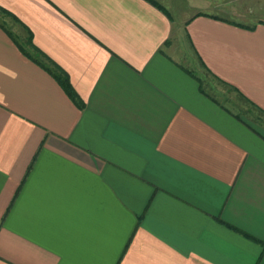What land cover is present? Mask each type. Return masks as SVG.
Listing matches in <instances>:
<instances>
[{
  "label": "crops",
  "instance_id": "1",
  "mask_svg": "<svg viewBox=\"0 0 264 264\" xmlns=\"http://www.w3.org/2000/svg\"><path fill=\"white\" fill-rule=\"evenodd\" d=\"M0 264H264V0H0Z\"/></svg>",
  "mask_w": 264,
  "mask_h": 264
},
{
  "label": "rangeland",
  "instance_id": "2",
  "mask_svg": "<svg viewBox=\"0 0 264 264\" xmlns=\"http://www.w3.org/2000/svg\"><path fill=\"white\" fill-rule=\"evenodd\" d=\"M204 88L210 95L215 97L219 102L229 106L230 108L235 106L239 107L238 102H236L238 101V99L234 97L231 89L226 88L216 82L213 81L211 82L208 80L204 84Z\"/></svg>",
  "mask_w": 264,
  "mask_h": 264
},
{
  "label": "trees",
  "instance_id": "3",
  "mask_svg": "<svg viewBox=\"0 0 264 264\" xmlns=\"http://www.w3.org/2000/svg\"><path fill=\"white\" fill-rule=\"evenodd\" d=\"M26 45H28L29 47L32 48L31 43L26 40ZM22 52L27 54L26 50L23 49L22 47H20ZM53 77L56 79V81L60 84V86L63 88V90L66 92V94L69 96V98L78 106L81 107L79 100L77 99L75 93L73 92V90L71 89V87L69 86L68 82L66 81V78L63 77L62 75H57L55 73L52 72Z\"/></svg>",
  "mask_w": 264,
  "mask_h": 264
}]
</instances>
